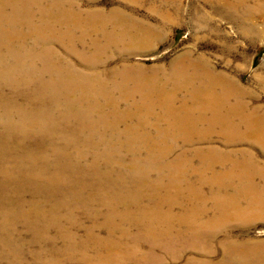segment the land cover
<instances>
[{
    "label": "bare ground",
    "instance_id": "6f19581e",
    "mask_svg": "<svg viewBox=\"0 0 264 264\" xmlns=\"http://www.w3.org/2000/svg\"><path fill=\"white\" fill-rule=\"evenodd\" d=\"M159 1L163 4L159 21L167 28L168 22L179 17L182 0ZM48 3L58 4V8L46 17L44 6ZM61 3L75 8L72 0H0V109L4 110L6 117L14 112L21 116L19 122L4 120V123L0 124L4 128L0 133V181L6 184L8 180L13 179V182L20 184L19 189L11 190L15 196L9 191L12 199L6 197L7 194L3 192L1 194L3 198L0 199V264H28L26 257L30 254L34 264L43 262L44 258L49 259L48 264H100L95 261L114 264V261H117L114 253L124 264L129 262L137 264L136 262L143 261V264H151L147 258L158 249L169 253L176 247L193 244L194 248L197 247L195 249H200L203 257L189 258L187 264H232L233 257L248 255L249 249L243 248L241 251L240 247L232 246L229 236L222 241L216 235L219 228L225 227L227 222L264 219V211H256L261 203L257 197L259 191L256 195L253 194L251 191L253 188L248 184L252 179L250 166L246 163L235 164L236 161L244 162L235 158L249 157L245 151H241L236 157L237 154L232 149L221 153L211 152L209 146H202L203 154L198 155L194 152L186 155L184 148L167 147L166 151L156 153L158 159H164L160 162L162 165L159 173L157 167L149 170L134 167L132 163L140 158L149 159L150 153L157 159L152 149L140 152L125 150L124 157L121 156L120 160L114 154L106 153L105 165L97 166L101 162L98 157L92 158L91 154L83 156L79 153L67 156V153L57 149L67 146L68 143L49 137L48 131H55L60 127L63 128L59 129L61 132L68 133L72 139H76L73 143L76 147L77 144L85 145L86 143L79 141V132L91 131L92 134L94 127L87 125V120L92 115L99 118L104 112V108L98 102L88 103L89 100H86L97 94L95 99L105 100L108 116L107 125H101L102 131L113 133L116 136L113 141L115 143H131L136 141L134 135L137 132L149 133L155 128L169 129L164 122L154 123L157 125L155 127L149 125L147 118L141 115L167 113L175 117L176 113L185 108L196 109L195 105L185 101V98L193 95L201 102L200 107L204 113L202 126L195 131V128L182 123L177 130L185 136L181 137L178 143L183 145L182 143L190 141L206 145L213 144L215 138H220L224 144L236 146L248 138L264 147V109L251 106L247 102L246 89L239 88L233 77L223 72H215L213 68L205 66L206 63L203 65L201 62L206 55H191V51L187 50L180 59L186 64V68L178 70L179 67L174 66L163 77L161 73L164 72L155 70L154 80H164L169 74L178 82L180 90L154 92L152 89L140 96L137 94L138 104L135 107L138 108L140 116L133 112H128L127 115L120 114L122 103L113 101L111 91L108 89L94 92L88 85L82 87L77 84L86 92V99L78 97L77 87L72 79L79 77L83 72L77 68L63 72L65 82L62 84L60 78L50 80L44 75L38 81L39 84L33 83L35 86L38 84L37 94L29 90L23 91L25 99L23 104L18 106L12 105L8 101L9 97L2 95L4 93L1 89L5 85L15 88L31 74H34L33 79L41 77L39 72L34 73L32 68L29 70L30 61L37 62L43 68L49 67L51 75L52 70L55 71L54 64L50 62L51 57L53 62L56 60L61 63L67 62L63 59L64 56L52 52L48 53L50 59L35 56L32 51L36 49H31L25 54L10 53L8 55L12 57L11 59L1 51L7 47L24 50L27 38H34L37 40L35 45H38L39 40L52 37L55 34L54 29H40L34 25L46 18H49L53 25H57L55 23L58 16H66L67 6H61ZM75 9V13L78 14L79 10ZM17 16L19 17L16 18ZM20 17L25 23L19 21ZM74 29L73 32H62V36L66 33L64 37L71 38V35L81 28ZM57 31L63 29L59 28ZM88 32L86 40L91 43L94 37L90 38ZM97 33L98 31H95V34ZM149 34L153 32L145 30L140 41L137 43L136 39L133 41L142 44ZM70 47L72 51L74 44L71 43ZM101 51L98 49V53ZM41 59L43 63H40ZM96 74L93 73L87 81H95ZM204 82L210 84L207 86ZM193 84L197 86L192 87ZM208 114H212L219 121L225 118L230 121L225 125L222 123V126L218 121L213 127L205 126L207 122L205 117ZM55 120L56 124L53 123ZM37 132L48 140L34 141L33 136ZM196 133L202 136L185 140V137L191 139L190 135ZM123 135L128 138H124ZM34 145H44L43 151L31 148ZM171 158H173L171 162L165 161ZM76 159L81 162V169L75 164ZM114 161H129L131 164L120 165L118 162V165H113L116 164ZM249 161L248 158L247 163ZM155 171L159 175V181L150 179L156 174ZM135 172L137 178H133ZM87 174H94V180H90ZM130 176L132 178L129 182L127 177ZM26 194L31 195L26 198ZM238 198L247 201L250 211H230L226 214L225 210L232 208L235 199ZM208 199L212 202H208ZM207 204H211L209 209L215 210L214 219L205 211ZM78 208L84 209L83 214L93 223L85 229L83 238L78 234L80 227V221L78 222L76 218ZM121 209L122 211H119ZM173 211L179 212L180 216L176 219L171 218ZM100 217L103 218L101 223L98 221ZM20 222H23L26 232L30 233L29 241L26 240L24 232L22 234L17 230ZM123 223L138 227L137 233L131 238L128 237L126 230L129 229L122 228ZM100 227L106 229L105 237L99 236L96 232ZM174 228L182 230V236L174 238L173 233L169 231ZM50 232L53 235H50ZM213 239L218 245L224 246V251L219 260L212 262V257L217 251L215 244H212ZM88 242H93L91 249L96 247L95 243L103 242V252L95 257L84 245ZM76 244H83V249L73 253ZM145 246L149 247L147 252L143 249ZM159 260L161 259L157 261Z\"/></svg>",
    "mask_w": 264,
    "mask_h": 264
},
{
    "label": "rangeland",
    "instance_id": "374dc122",
    "mask_svg": "<svg viewBox=\"0 0 264 264\" xmlns=\"http://www.w3.org/2000/svg\"><path fill=\"white\" fill-rule=\"evenodd\" d=\"M72 2L73 6L79 10L78 14L75 13V8L68 7L67 4L66 7L65 4L61 3V6L66 7V16H58L55 23L57 25H53L54 23L49 18H46V20L43 19L38 23L36 22L34 25L40 29H54L55 34L49 39H45L47 41L39 40L38 45H35L37 40L34 38H27L24 50L23 48L18 50L16 47L10 49L7 47V49L1 50L2 53L6 54L5 56L8 59L12 58L8 55L10 53L15 54L22 52L25 54V52L31 49H36L32 51V54H35V56L38 55L40 58L46 57L50 59L48 53L52 52L55 53V55L61 54L65 57L63 59L68 62L64 61L65 63H61L56 59V61L53 62L51 57L50 62L54 64L53 67L55 68V71L52 70L53 74L51 75L49 67L43 68L37 62L30 61L29 70L32 68L34 73L39 72L41 77L33 79L32 76L34 74L30 76L27 75L24 81L15 88H12L11 85L2 87L1 92L4 93L2 95H5L6 98L9 97V100H7L12 105L18 106L19 104H23L25 99L23 91L29 90L37 94L38 88L36 86L39 84L38 81L40 78H43L44 75H47L50 80L58 77L62 84L65 82L62 76L63 72L65 70L71 71L69 69L77 68L78 71L83 72L79 77L77 76L72 79L77 87L78 97L86 99V92L85 89L79 88L77 84L82 87H87L88 85L94 89V92L101 89H108L111 91V98H113V101H121L122 103L120 114L127 115L128 112H133L140 116L138 108L135 107L138 104L137 94L140 96V94L152 89L154 92H159L161 90H169L171 92L180 90L178 82L172 79L169 74L164 80H154L153 72L155 70L159 72L162 71L164 72L161 73L163 77L166 75L165 73L170 72L174 66L179 67L178 70L186 68V64L180 59L185 55L187 50H190L191 55H206L204 57L207 60L204 58L201 62L203 65L206 63L205 66L213 68L215 72H223L233 77L237 81L239 88L246 89L247 102H249L251 106H259V108L264 109V0H182L179 17L177 16L178 18L168 22L167 28L159 21L161 20V6H163L159 0H72ZM56 8H58V4H46L44 6L46 17L50 16L52 11ZM18 17L19 16L16 18ZM19 21L25 23L22 17L19 18ZM24 26L26 27V24ZM59 28L63 29V31H57ZM74 28L81 29H77L71 35V38L69 36V38L66 39L64 37L66 33L62 36V32H73L75 30ZM94 30L98 31V33L95 34ZM145 30H151L153 34H149L148 38L142 44H136L141 40L142 32ZM86 32H88L90 38L94 37L91 43L86 40ZM135 39L136 43L133 41ZM71 43L74 44L72 51L70 47ZM98 49L102 51L98 53ZM40 63H43L42 59ZM93 73L97 76L96 80L92 82L87 81L92 77ZM33 83L38 84L35 86ZM204 84L208 86L210 83L204 82ZM191 86L196 87L197 84ZM136 91L138 92L136 93ZM191 92H193V90H191ZM96 95L86 100H89L88 103L98 102L101 107L104 108V112L99 118H97L96 115H92L87 120V125H92L94 127L92 134L91 131L79 132V141L86 144L82 145L76 143V147L75 144H73L76 139H72L73 137L68 133L65 134L61 132L59 129L63 128L58 126L59 129L55 131H48L49 137L59 142H64L65 144L67 142L68 145L57 149V151L65 152L67 156H71V153H79L83 156L91 154L92 158L98 157L100 159L101 162L97 164V166L105 165L106 153H112L120 160L121 156L124 157L123 151L128 149L136 152L152 149L156 158L157 152L166 151L167 147L177 148V146L179 149L184 148V150H186V155H191L194 152L198 155L203 154L202 146H209L211 152L218 151L224 153L225 150L228 151L232 149L234 153L236 152V157L241 154V151H245V153L249 154V157L235 158L244 161H236L235 164L246 163L250 166L252 179L248 181V184L253 188V190L251 189L253 194L256 195L259 191L257 197L259 201H261L256 211H264L263 146L256 143L254 140L250 141L248 138L247 141L236 146H228L224 144L223 140L220 138H215L213 144L206 145H200V143L190 141H186L188 143H182L183 145L178 143L180 138L185 136V134L177 130L182 123L195 128V131H198V128L202 126L204 113L202 107H200L201 102L198 98L193 95H190L189 98H185V101L191 103L193 106L195 105L196 109L185 108L181 110V112L176 113L175 117L167 113L166 115H141L147 118V123L149 125L155 127L157 125L154 123L164 122L169 129L159 130L155 128L149 133L137 132L136 135H134L136 136V141H132L131 143H115L113 141L116 136L113 133L106 130H104V132L102 131L103 128L101 125H107L108 116L105 110V100L103 101L102 98L100 100L95 99ZM182 95L185 94L182 93ZM6 98H4V100ZM214 101H216V99H214ZM2 102L3 101H1V103ZM3 111V109H0V124L4 123V120L19 122L21 116L18 112H14L9 117H6ZM150 121H152L151 124L149 123ZM205 121H207L204 124L205 126L211 125V127H213L217 121L218 124L222 126V123L224 125L228 124L230 119L225 118L219 121L212 114H208L205 117ZM53 123L56 124V120L53 121ZM76 123L80 126L78 121H76ZM3 129V126L0 125V133ZM37 134L33 136L34 141L41 139V141L46 142L48 140V138L42 134L38 132ZM123 136L124 138H128L126 135ZM190 136L192 137L191 139H187V136L185 140H193L202 135L196 133ZM31 148L43 151L44 145H34ZM150 156L152 158H140L135 163L132 162L133 166L144 169L147 168L149 170H154L153 168L157 167L160 173L162 165L160 162L164 159L157 158V161V159L153 158L151 153ZM248 158L250 159L249 163H247ZM172 159L173 158L166 159L165 161L169 160L171 162ZM118 162H120V165H125V163L128 165L131 164L129 161ZM118 162L114 161L113 163L116 164L113 165H118ZM59 164L64 166L63 163L59 162ZM75 164L81 169V162L77 159L75 160ZM87 177L90 180H94L95 178L94 174H87ZM230 177L232 179V175H230ZM127 178V181L130 182L132 176ZM133 178H137L136 172ZM150 179L151 181L155 179H158V181L160 180L157 172L155 175L151 176ZM12 180L13 179L8 180L9 183L7 182L6 184L0 181V199L3 198L1 196L2 192L7 194L6 197L12 199L9 195V191L11 195H14L12 191L20 188L19 182H13ZM243 185L244 182L242 183V186ZM30 195L31 194H26V198H29L28 196ZM16 196L20 197V195ZM21 197H23V195ZM146 199L150 200L147 197ZM208 200V202H212L210 199ZM2 202L5 203L4 201ZM246 203L247 201L245 199H235L234 206L225 210L226 214L230 211H250ZM210 207L211 204H207V210L205 211L214 219L216 215L214 213L215 210L209 209ZM119 211H122V209ZM76 212V218L78 222L80 221L78 234L83 238L85 229L93 223L91 219L83 214L85 212L84 209L78 208ZM76 212L74 211V214ZM179 216L180 213L177 211L171 213V218L173 219ZM102 220L103 218L100 217L98 221L101 223ZM227 224L225 227L219 228L216 234L220 237L219 240L223 241L226 236H229L232 246L240 247L241 251L243 248L249 249L248 255L233 257L234 261L232 264H264V219L256 218L248 221L243 220L242 222L231 221L227 222ZM17 228L18 232L22 234L24 232L26 240L29 241L30 233L26 232L24 229L23 222H20ZM122 228L129 229V231L125 230L128 232L127 236L130 238L138 231V227L136 228V226L134 227L130 224L124 225L123 223ZM169 231L173 233L174 238L182 236V230L174 228L169 229ZM96 232L99 233L101 237H105L107 233L104 227L97 228ZM50 235H53V233L50 232ZM92 243L93 242H88L84 243V245L95 257H97L103 252L104 243L98 244L94 242L96 247L91 249ZM212 244H215L217 248L216 253L212 257L213 262L222 257L224 246L218 245L215 239H213ZM82 246L83 244H76L73 253L83 249ZM193 246L195 245L176 247L169 251L170 254L158 249L154 253H151L147 260H149L151 264H155L156 262L158 264H187L189 258L203 257V253L200 249H195L197 247L194 248ZM143 249L147 252L149 247L145 246ZM183 250L185 251L182 252ZM90 251L88 252L90 253ZM238 254L241 255L242 252ZM87 255L89 256V254ZM30 256L31 254L26 257L27 263L34 264ZM114 256L117 259V261H114V264H124L122 260L118 259L119 256L117 257L116 253H114ZM158 259L161 260L157 261ZM48 261V258H44L43 262L45 263H40L46 264ZM143 262L136 263L143 264ZM95 263L102 264L103 262L95 261ZM128 264L135 263L129 262Z\"/></svg>",
    "mask_w": 264,
    "mask_h": 264
}]
</instances>
